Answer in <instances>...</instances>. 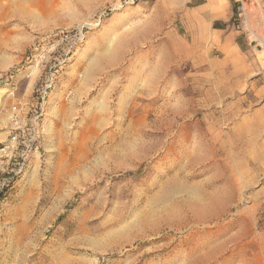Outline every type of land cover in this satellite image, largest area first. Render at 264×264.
<instances>
[{
	"label": "rangeland",
	"instance_id": "obj_1",
	"mask_svg": "<svg viewBox=\"0 0 264 264\" xmlns=\"http://www.w3.org/2000/svg\"><path fill=\"white\" fill-rule=\"evenodd\" d=\"M210 2L0 0V264H264V0Z\"/></svg>",
	"mask_w": 264,
	"mask_h": 264
},
{
	"label": "built area",
	"instance_id": "obj_2",
	"mask_svg": "<svg viewBox=\"0 0 264 264\" xmlns=\"http://www.w3.org/2000/svg\"><path fill=\"white\" fill-rule=\"evenodd\" d=\"M14 142L17 140V136H14L13 138ZM29 151H30V143H27L25 141L20 144V149L18 152V157H19V163L24 164L27 157L29 156Z\"/></svg>",
	"mask_w": 264,
	"mask_h": 264
},
{
	"label": "crops",
	"instance_id": "obj_3",
	"mask_svg": "<svg viewBox=\"0 0 264 264\" xmlns=\"http://www.w3.org/2000/svg\"><path fill=\"white\" fill-rule=\"evenodd\" d=\"M210 6H212V8L214 9L215 12H220L219 11L220 5H218L217 0H211ZM230 37L231 38L232 37L236 38V34H232V35H230ZM235 44H236V48L240 49V45H239V43L237 41H235Z\"/></svg>",
	"mask_w": 264,
	"mask_h": 264
},
{
	"label": "bare ground",
	"instance_id": "obj_4",
	"mask_svg": "<svg viewBox=\"0 0 264 264\" xmlns=\"http://www.w3.org/2000/svg\"><path fill=\"white\" fill-rule=\"evenodd\" d=\"M193 156V153H191V157Z\"/></svg>",
	"mask_w": 264,
	"mask_h": 264
}]
</instances>
